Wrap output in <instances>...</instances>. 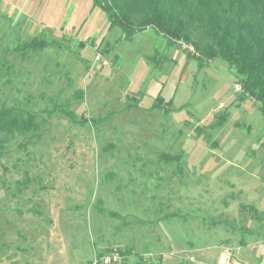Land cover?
Here are the masks:
<instances>
[{
  "label": "rangeland",
  "instance_id": "rangeland-1",
  "mask_svg": "<svg viewBox=\"0 0 264 264\" xmlns=\"http://www.w3.org/2000/svg\"><path fill=\"white\" fill-rule=\"evenodd\" d=\"M33 39L47 45L31 57L51 60L27 79L17 58ZM1 48L15 69L4 84L0 62V110L37 130L0 156V264L106 249L127 264H264L263 119L224 61L199 66L151 30L123 40L91 0H0Z\"/></svg>",
  "mask_w": 264,
  "mask_h": 264
},
{
  "label": "trees",
  "instance_id": "trees-1",
  "mask_svg": "<svg viewBox=\"0 0 264 264\" xmlns=\"http://www.w3.org/2000/svg\"><path fill=\"white\" fill-rule=\"evenodd\" d=\"M91 1L94 7L105 12L111 26L122 31L123 40H131L151 30L163 38V45L168 50L178 45L191 46L194 54H187V57L195 59L199 66L218 58L224 61L240 82V100L251 98L258 105L264 131V0ZM46 45L44 41L33 39L25 42L19 50L25 52L22 55L25 56L29 52L43 50ZM0 52L3 54L0 62L12 68L7 79H3L0 74L4 84H8V80L13 77V65L5 59L4 54L8 52L9 55L10 51L1 48ZM155 106L164 112L170 110L169 103L161 98L156 99ZM226 117L227 114H223L218 128L224 124ZM32 130H37L32 116L17 112L16 109L0 110V156L9 144L6 137H24L29 140ZM26 144H18V147H25ZM160 158L174 161L176 157L162 154ZM115 252L121 257L120 264H127L126 257L131 252L125 249ZM102 255L105 253L97 256ZM135 257L138 258L135 264H152L141 256Z\"/></svg>",
  "mask_w": 264,
  "mask_h": 264
},
{
  "label": "crops",
  "instance_id": "crops-1",
  "mask_svg": "<svg viewBox=\"0 0 264 264\" xmlns=\"http://www.w3.org/2000/svg\"><path fill=\"white\" fill-rule=\"evenodd\" d=\"M171 52H172L171 53V58L175 57L174 54L177 53V51L173 50ZM30 53H33V52H29L27 55L17 58V60L18 59L19 60H23V62L25 64V69L28 67L27 72H26L27 75H26V77H24V78H27V79H33V78L30 77L32 73H39L41 75V73H44L46 70H48L49 68L47 67V61L51 60L50 58H45V57L32 58ZM13 69H15V67H13ZM22 74H23V72H22ZM41 78H42V75H41ZM43 79L48 80V77L47 78H43ZM105 251H108V250L106 249V250H103V251H100V250L99 251H93L92 259H93L95 253H97V255H98V254L104 253ZM88 261L90 262L91 258L89 260H86V262H88ZM234 263L242 264L240 262H234ZM82 264H85V261ZM218 264H220V260H218Z\"/></svg>",
  "mask_w": 264,
  "mask_h": 264
},
{
  "label": "built area",
  "instance_id": "built-area-1",
  "mask_svg": "<svg viewBox=\"0 0 264 264\" xmlns=\"http://www.w3.org/2000/svg\"><path fill=\"white\" fill-rule=\"evenodd\" d=\"M183 46V45H182ZM189 48V47H188ZM234 91L236 93L241 94L242 88L240 85L235 84L234 85ZM228 252H226L224 255H222V264H236L234 262H230L228 258ZM121 257L119 254L115 251H112L108 254L102 255V256H95L88 264H115L117 263Z\"/></svg>",
  "mask_w": 264,
  "mask_h": 264
}]
</instances>
